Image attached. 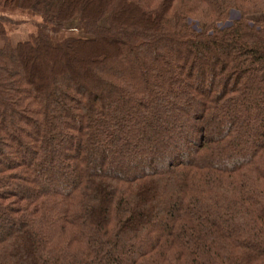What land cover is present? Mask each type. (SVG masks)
I'll return each mask as SVG.
<instances>
[{"label": "trees", "instance_id": "16d2710c", "mask_svg": "<svg viewBox=\"0 0 264 264\" xmlns=\"http://www.w3.org/2000/svg\"><path fill=\"white\" fill-rule=\"evenodd\" d=\"M0 41V264H264V0H0Z\"/></svg>", "mask_w": 264, "mask_h": 264}, {"label": "rangeland", "instance_id": "374dc122", "mask_svg": "<svg viewBox=\"0 0 264 264\" xmlns=\"http://www.w3.org/2000/svg\"><path fill=\"white\" fill-rule=\"evenodd\" d=\"M6 14L12 18L13 21L20 23L18 26H12L7 29V33L13 44L27 40L28 37L35 32L34 24L39 22V19L34 18L28 13L19 12L16 10ZM235 18H237V14L232 13L230 19L232 20ZM69 35L83 37L82 29L80 28L78 21L75 19L64 25L63 31L58 37L62 38ZM1 44L2 42L0 41V45ZM143 159L146 160L145 157H143Z\"/></svg>", "mask_w": 264, "mask_h": 264}]
</instances>
